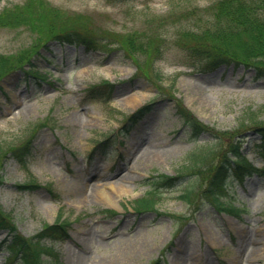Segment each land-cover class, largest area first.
I'll list each match as a JSON object with an SVG mask.
<instances>
[{
    "label": "rangeland",
    "instance_id": "374dc122",
    "mask_svg": "<svg viewBox=\"0 0 264 264\" xmlns=\"http://www.w3.org/2000/svg\"><path fill=\"white\" fill-rule=\"evenodd\" d=\"M26 1L0 0V12ZM42 1L99 41L42 44L30 27L0 26V52L28 55L41 74H28L24 62L0 78V206L26 236L43 223L68 222L67 235L45 239L57 257L46 254L43 264H264V174L222 178L215 194L240 208L237 215L217 209L212 172L186 174L160 187L154 208L134 209L159 173H177L191 151L216 142L209 133L191 136L178 100L220 131L221 148L230 141L225 131L244 119L264 121V76L233 63L200 71L183 48L182 29H196L195 19L208 18L218 0ZM128 37L137 40L135 52L123 46ZM145 37L153 41L150 54L139 49ZM104 79L115 84L111 94L88 88ZM148 102L151 111L127 130L128 115ZM253 119L240 128L242 150L263 167ZM30 181L40 186L19 187ZM119 182L126 189L109 187ZM191 188L186 200L181 195ZM6 236L0 231V242ZM6 256L0 251V264Z\"/></svg>",
    "mask_w": 264,
    "mask_h": 264
},
{
    "label": "trees",
    "instance_id": "16d2710c",
    "mask_svg": "<svg viewBox=\"0 0 264 264\" xmlns=\"http://www.w3.org/2000/svg\"><path fill=\"white\" fill-rule=\"evenodd\" d=\"M213 5L208 18L201 16L195 19L196 29L185 27L180 34L181 38L187 39L183 48L188 49L198 58V61L194 64L197 65L200 71H208L224 63L243 64L246 67H254L258 76H264V0H218ZM61 18L60 12L47 6L44 1L27 0L23 4L4 8L0 12V26L18 27L25 25L30 27L38 32L37 37L43 42L42 44H46L48 40L83 44L86 47L99 44L96 35L91 31L78 30L69 25L70 20L62 22L60 21ZM143 40L146 41L140 43L139 49L145 50L149 54L152 53L154 49L153 41L148 37ZM136 42L137 40L134 37H128L125 42L126 45L123 44V46L127 51L135 52ZM106 43L101 42L100 44L108 47V43ZM33 46L37 51L36 45ZM13 57L11 54L0 52V78L8 72L22 69L24 62L30 64L27 70L30 75L35 78L41 75L34 69L35 65L28 55ZM105 82L103 88L98 84H94L89 89L98 91V94L104 92L111 94L114 84L107 80ZM152 107V102L143 104L129 114L127 120L131 125L138 122L151 111ZM177 112L195 140H198L204 133H209L215 137L216 142L211 145L200 146L198 147L199 150L191 151L188 163L177 173H159V179L153 182L154 186L150 189L149 195L136 200V209L154 208L161 186L172 187L186 174L204 175L212 172L209 191L216 207L230 213H239L240 208L231 204H224L218 199L215 192L222 188L220 186L222 178L225 179L230 173L239 175L241 179L244 175L255 171L264 174V168L253 166L242 150L243 139L241 138L240 128L253 118L244 119L234 130L225 131L230 137L226 149L221 148L220 131L200 120L190 109L183 105L181 100L177 101ZM250 122L253 124L250 128L256 129L257 133L261 135L263 143L259 145L258 152L264 157V121L260 122L253 119ZM129 127L130 125L127 123L125 128L128 129ZM19 152L21 151L15 148L14 153L18 154ZM215 158L216 162L213 163ZM0 177H3V175L0 174ZM39 186L34 181L19 185L20 188H36ZM192 193H194L193 188L187 189L181 196L189 200ZM1 230H6L8 233V236L0 244V251L7 252L5 262L7 264H43L44 254L57 257L55 249L48 246L44 240L67 235L66 225L62 220L52 224L44 223L39 231L31 236H26L19 231L12 215L0 206ZM151 264H156V261Z\"/></svg>",
    "mask_w": 264,
    "mask_h": 264
},
{
    "label": "bare ground",
    "instance_id": "6f19581e",
    "mask_svg": "<svg viewBox=\"0 0 264 264\" xmlns=\"http://www.w3.org/2000/svg\"><path fill=\"white\" fill-rule=\"evenodd\" d=\"M109 187L110 188H120V189H126L125 187H124V185L123 184H121V182H119V183H113V184H109ZM99 191H101L103 194H106V195H104L105 196V198H107V199H109V200H111V196H110V192H109V190H108V188H107V185H100L99 186ZM210 239L213 241V242H217V240H218V236L215 234V233H213V234H211L210 235Z\"/></svg>",
    "mask_w": 264,
    "mask_h": 264
}]
</instances>
